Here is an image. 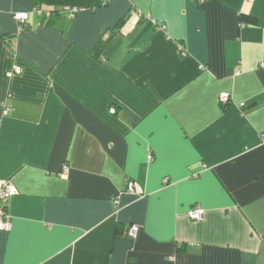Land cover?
I'll return each mask as SVG.
<instances>
[{"label":"crops","instance_id":"crops-1","mask_svg":"<svg viewBox=\"0 0 264 264\" xmlns=\"http://www.w3.org/2000/svg\"><path fill=\"white\" fill-rule=\"evenodd\" d=\"M32 8L0 0V264H264V0Z\"/></svg>","mask_w":264,"mask_h":264},{"label":"built area","instance_id":"built-area-1","mask_svg":"<svg viewBox=\"0 0 264 264\" xmlns=\"http://www.w3.org/2000/svg\"><path fill=\"white\" fill-rule=\"evenodd\" d=\"M80 7H70L66 6L65 8V13L69 15V17L73 18L75 14L80 11ZM33 12H39L41 13V10L34 9ZM15 19L19 22L20 27L21 24L25 23L29 19V13L28 12H18L15 13L14 15ZM165 25H161V28H164ZM264 65V63H262ZM21 72V67L16 66L14 69L9 71L7 73L8 77H12L17 73ZM219 99L222 103H228L231 100V94L227 91H223L220 93ZM244 103H241V106H243ZM117 109L115 107H111L110 112L111 113H116ZM263 140H264V135H263ZM153 158L152 155H149V160ZM70 170L69 165L65 164L63 167V172L68 173ZM165 182H168L167 179H165ZM134 182L130 181L128 183V189L131 191H134ZM17 193V188L11 181H6V182H1L0 181V231H8L12 227V221L11 217L7 212V204L8 201L10 200V197ZM204 208L199 204L193 207L189 215L192 218L195 219H201L204 215ZM139 233V226L136 224L131 225L130 229L128 230V234L135 238L137 237Z\"/></svg>","mask_w":264,"mask_h":264},{"label":"trees","instance_id":"trees-1","mask_svg":"<svg viewBox=\"0 0 264 264\" xmlns=\"http://www.w3.org/2000/svg\"><path fill=\"white\" fill-rule=\"evenodd\" d=\"M30 1L32 3V6H33L32 10H31L32 12L34 9L41 10V13H39V12H33V13L41 16L42 19L45 21V23L50 24V25H55V23H57L61 20L71 21L72 18L69 17V15L65 13L66 6L94 9V8L101 7L103 5H107L111 0H30ZM29 15H30V13H29ZM125 18L126 17H123L122 20H124ZM22 25L23 24H21V26ZM3 38L9 44H14L15 34L4 35ZM100 45H102V43H100ZM99 47L97 46L98 49H101ZM228 103H222V106L226 107V105ZM134 188H135V186H134ZM130 227H129V229H130Z\"/></svg>","mask_w":264,"mask_h":264}]
</instances>
